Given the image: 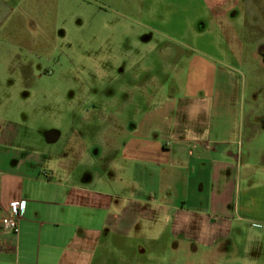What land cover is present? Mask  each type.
<instances>
[{"label":"crops","instance_id":"obj_1","mask_svg":"<svg viewBox=\"0 0 264 264\" xmlns=\"http://www.w3.org/2000/svg\"><path fill=\"white\" fill-rule=\"evenodd\" d=\"M61 2L0 0V72L16 73L0 78V89L6 81L13 87L24 83L26 77L17 67L30 71L34 67L29 58L20 63L17 59L41 58L52 47L53 38L62 41ZM203 63L201 68L190 63L184 81L178 65L173 66L174 78L168 81L155 75L158 68L141 67L136 79L144 78V83L132 89L156 92L144 91L141 100L130 93L128 98L135 104L151 105L177 103L181 93L184 100L197 99L198 93L210 97L217 72ZM117 104L116 96L112 97V105ZM182 121L171 119L177 127ZM201 121L204 128L206 118ZM150 128L134 129L122 146L109 139L101 149L76 151L82 164L86 160L92 168H100L106 158L112 164L109 176H80L74 167L77 159L67 153L56 157L49 151L24 149L17 145L19 129L0 127V264H127L116 258L118 250L123 244L124 249L133 250V237L140 241L150 234L157 247L167 238L176 243V251L182 243L221 250L229 243L236 222L251 216L264 223L262 152L247 147L245 156L241 139L213 135L212 125L201 132L180 128L162 138ZM251 131L255 137L264 133V118H257ZM37 138L47 145L59 136L49 133ZM113 153L120 156L111 159ZM251 156L257 159L254 166L245 161ZM133 183L139 188L129 190L127 185ZM18 204L24 205L18 234H2V219ZM159 261L164 264L163 257L155 262Z\"/></svg>","mask_w":264,"mask_h":264},{"label":"rangeland","instance_id":"obj_2","mask_svg":"<svg viewBox=\"0 0 264 264\" xmlns=\"http://www.w3.org/2000/svg\"><path fill=\"white\" fill-rule=\"evenodd\" d=\"M74 1L62 0L59 6L62 41L53 38L47 54L37 55L40 59H17L20 63L29 58L34 67L31 71L17 67L26 77L24 83L13 87L6 81L0 89V127L21 131L18 146L49 151L56 157L67 153L79 161L74 167L80 176H109V158L101 160L100 168H92L86 160L82 164L75 152L101 149L109 139L122 146L131 131L146 126L162 138L180 128L201 132L212 125L213 135L241 139L245 156L247 147L264 156V133L255 137L251 131L255 120L264 118V0ZM147 38L152 41L146 43ZM203 62L217 72L210 97L198 93L197 99L184 100L181 93L177 103L151 105L135 104L128 98L129 93L141 100L144 91L156 92L132 89L144 83V78L136 79L141 67L158 68L155 75L168 81L173 80V66L178 65L184 81L190 63L201 68ZM5 75L10 78L16 73L0 72V78ZM114 96L117 105H112ZM172 118L183 119L181 126H173ZM202 118H206L204 128ZM49 133L59 138L47 145L39 142L38 135ZM119 156L113 153L111 159ZM256 160L245 157L252 166ZM165 185L162 179L160 186ZM136 186L128 184L127 188ZM131 244L133 250L124 249L123 244L113 257L127 264H162L155 262L160 257L164 264H264V223L251 216L236 222L229 243L221 250L182 243L176 251V243L167 238L157 247L151 234L140 241L133 237Z\"/></svg>","mask_w":264,"mask_h":264},{"label":"built area","instance_id":"obj_3","mask_svg":"<svg viewBox=\"0 0 264 264\" xmlns=\"http://www.w3.org/2000/svg\"><path fill=\"white\" fill-rule=\"evenodd\" d=\"M23 208V204L13 205L10 208L9 215L4 217L1 221L2 234H18L20 228V220L22 219Z\"/></svg>","mask_w":264,"mask_h":264}]
</instances>
